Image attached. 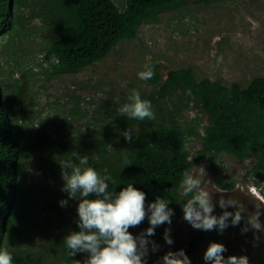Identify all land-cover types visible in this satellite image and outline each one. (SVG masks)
I'll use <instances>...</instances> for the list:
<instances>
[{
	"label": "rangeland",
	"instance_id": "obj_1",
	"mask_svg": "<svg viewBox=\"0 0 264 264\" xmlns=\"http://www.w3.org/2000/svg\"><path fill=\"white\" fill-rule=\"evenodd\" d=\"M113 1L120 8L124 3V0ZM24 2L25 5L13 6L14 29L0 37V80L4 88L2 100L9 109L14 132L20 140L35 145L34 153L24 157L20 174L25 202L34 206L38 223L23 224L25 229L20 232L23 237L18 244L29 253L44 247L45 225L55 213L65 215L68 223L79 219L77 202L73 204L74 209L65 211L59 199L53 205L39 199L37 175L43 178L45 174L46 181L52 185L45 167L49 165L46 154L52 155L54 150L70 152V145L88 152L89 148L79 143L82 132L106 130L105 126L112 124L110 115L114 108L125 103L132 91L141 94L151 90L152 87L138 77L145 64L157 63L162 79L169 70L187 66L193 68L197 79H218L225 85L236 81L246 85L254 76L264 77V0L193 2L162 12L155 22L142 23L136 38L122 40L106 58L72 73H51L55 61L47 55L45 47L55 33L40 15L47 7L40 9L38 0ZM45 69L51 74L47 75ZM76 108L83 115H77ZM195 119L199 121H193ZM178 121L181 126H192L198 132L186 144L195 152L201 147L199 134L207 124L205 115L190 102ZM49 139L61 140L66 147H48ZM201 165L207 173L205 190L212 196L213 214L219 216L224 211L219 199L230 198L242 206L244 219L235 226L229 220V226L220 233L215 229H194L181 212L171 218L170 225L155 228V235L149 239L159 248L153 252L149 246V260L160 261L167 251L182 249L190 238L198 236L191 264H210L203 259V254L213 241L225 246V259L229 255H244L249 264H257L259 248L264 244V179L252 174L254 160L238 163L226 153L218 154L216 178L228 176L227 181H234L230 190L216 187L208 163L203 161L195 166ZM260 172L264 175V169ZM54 205L55 213L52 212ZM258 208L259 229L247 222ZM227 211L235 212L236 208L228 206ZM30 214L27 208L18 217ZM252 223L255 226V221ZM149 226L145 218L139 226L129 228V232L136 236ZM165 229H170L172 245L164 240Z\"/></svg>",
	"mask_w": 264,
	"mask_h": 264
},
{
	"label": "trees",
	"instance_id": "obj_2",
	"mask_svg": "<svg viewBox=\"0 0 264 264\" xmlns=\"http://www.w3.org/2000/svg\"><path fill=\"white\" fill-rule=\"evenodd\" d=\"M220 1L236 0H124L121 8L113 0H38L40 9L47 7L40 15L55 33L45 47L47 55L55 58L51 73L76 72L106 58L122 40L136 38L142 23L155 22L162 12L193 2ZM14 5H25V2L0 0V37L14 29ZM149 65L154 67V76L145 81L152 88L140 96L151 102L155 119H128L118 115L117 106L110 115L112 124L106 125V130L91 134L82 132L79 143L82 147L87 146L88 152L70 145V152L54 150L52 155L46 154L49 165L45 167L52 185L46 181L45 174L43 178L37 175L36 179L39 199L46 205L55 204L57 199L67 200L64 210L71 211L73 204L78 203V199L69 198L62 190L64 180L60 166L64 160H75L77 154L86 155L89 166L111 178L109 191L113 193L132 183L146 194V205L158 196L169 199L168 206L174 211L171 218L183 212L182 205L187 199L180 188L183 172L200 162L208 163L216 187L226 190L234 187V181H227L228 176L216 178L218 154L226 153L238 163L253 159L252 174L264 179L260 172L264 169L263 76L252 77L246 85L237 81L225 85L218 79H197L193 68L187 66L169 70L162 79L159 65L155 62ZM44 72L51 74L48 69ZM3 93L0 80V250L6 249L12 254L13 264H77V261L84 264L88 253L69 256L64 241L70 232L79 231V219L68 223L65 215L55 213V205L52 207L54 220L45 217L49 224L45 225L44 247L29 253L18 244L19 238L23 237L20 235L25 229L23 224L38 225L34 206L25 202L26 194L20 183L24 157L34 153L35 145L20 140L14 132L9 109L2 100ZM20 96L21 91L18 98ZM190 102L207 119L199 134L201 147L195 152H191L186 144L198 132L192 126H181L178 121ZM75 113L83 115L77 108ZM126 130L132 133V143L124 139ZM54 145L66 147L61 140H47L48 147ZM88 198L94 199L95 195L90 194ZM27 208L31 214L18 217ZM197 241L198 236H194L182 248L189 259ZM83 257L86 259L82 260ZM149 258L147 256L145 264H160L159 260ZM257 264H264V244L259 248Z\"/></svg>",
	"mask_w": 264,
	"mask_h": 264
},
{
	"label": "clouds",
	"instance_id": "obj_3",
	"mask_svg": "<svg viewBox=\"0 0 264 264\" xmlns=\"http://www.w3.org/2000/svg\"><path fill=\"white\" fill-rule=\"evenodd\" d=\"M55 61V58L52 57ZM154 76V67L144 65L143 71L138 73L141 80H150ZM117 112L138 121L154 120L155 114L151 102L142 99L138 91H132L127 101L117 108ZM124 139L133 142L130 130L123 132ZM96 159H99L96 157ZM78 161V162H77ZM191 163V161H190ZM125 165H128L127 163ZM63 191L69 198L78 199L77 214L79 217V231L70 232L64 237L69 250V256L78 252L88 253L84 264H145L149 253V246L153 252L159 245L150 240L155 235V228L162 224H171L173 209L168 205L169 199L156 197L154 201L145 204L146 194L129 183L118 193L109 191L110 177L101 175L94 167L89 166L88 157L76 155V159L60 162ZM206 170L201 166H194L183 172L180 188L186 197L182 205L183 218L194 229L222 233L228 226H235L244 217L242 206H238L232 199H219L221 209L219 216L214 215L212 196L205 190ZM208 182V181H207ZM257 185L259 181L255 182ZM264 193V192H263ZM94 194V199L89 195ZM60 205L66 206L67 200H61ZM228 206L236 208L235 212L227 211ZM259 208L248 218L254 228L259 229ZM147 218L149 227L144 232L133 236L129 228L139 226ZM252 221H255V226ZM170 229H165L164 240L168 245L173 244L169 235ZM226 251L222 243L210 242L203 254V259L210 264H249L244 255L223 256ZM0 264H13V256L6 249L0 250ZM77 264H80L77 261ZM160 264H191L183 249L169 250L161 257Z\"/></svg>",
	"mask_w": 264,
	"mask_h": 264
}]
</instances>
